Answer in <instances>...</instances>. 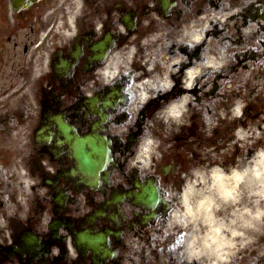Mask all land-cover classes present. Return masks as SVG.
Returning <instances> with one entry per match:
<instances>
[{"label":"flooded vegetation","instance_id":"1","mask_svg":"<svg viewBox=\"0 0 264 264\" xmlns=\"http://www.w3.org/2000/svg\"><path fill=\"white\" fill-rule=\"evenodd\" d=\"M213 40L225 67L188 81ZM153 44L178 60L161 104L174 91L235 102L238 86L264 79V0H0V264H157L191 156L234 130L199 120L162 133L150 100L129 124ZM152 129L160 162L145 167L136 158ZM78 140L107 148L102 168L81 171Z\"/></svg>","mask_w":264,"mask_h":264},{"label":"bare ground","instance_id":"2","mask_svg":"<svg viewBox=\"0 0 264 264\" xmlns=\"http://www.w3.org/2000/svg\"><path fill=\"white\" fill-rule=\"evenodd\" d=\"M161 59L154 71L151 65L147 66L150 75L143 82L144 88L169 84L175 61L164 56ZM221 60V56H208L201 66L219 67ZM198 71L197 67L191 69L189 79ZM187 101L185 97L169 106L172 117H181ZM239 135L251 140L245 131ZM174 216L182 232L177 235L175 246L187 237L183 250L188 251L179 256L187 264H233L236 255L251 247L263 251L258 240L264 239V150L253 157L241 156L232 163L197 169L187 182Z\"/></svg>","mask_w":264,"mask_h":264},{"label":"rangeland","instance_id":"3","mask_svg":"<svg viewBox=\"0 0 264 264\" xmlns=\"http://www.w3.org/2000/svg\"><path fill=\"white\" fill-rule=\"evenodd\" d=\"M167 130V129H166ZM256 139H254L253 145L257 146L259 144V150L262 146L264 147V133H258V136H255ZM249 146L248 142L246 143L245 148ZM235 159H237L238 152H236V147H235V152L232 154H235ZM245 153H247V150H245ZM211 159H214L215 161H218L219 163L225 162L226 159L228 160L229 157H226L225 154L221 155L219 153H216L212 151L210 153ZM205 162V161H203ZM179 207V206H178ZM181 228L177 227L176 222L173 220L171 222V227L169 226L167 235L165 237L164 241V249L159 253L160 259L159 262L160 264H185L183 260L179 258V256L182 257L183 253H187V251L183 250V247L185 246V241L187 240V237L183 240L182 243L177 244L175 246V241L178 236L182 233ZM178 235V236H177ZM188 243V242H187ZM173 246V247H172ZM258 246L264 247V239H259L258 240ZM174 247H176L177 253L174 251ZM154 260H157L156 258ZM233 264H264V251L261 252H256L254 250V247L249 248V250H245L244 252H241L240 254L236 255L234 257V262Z\"/></svg>","mask_w":264,"mask_h":264},{"label":"clouds","instance_id":"4","mask_svg":"<svg viewBox=\"0 0 264 264\" xmlns=\"http://www.w3.org/2000/svg\"><path fill=\"white\" fill-rule=\"evenodd\" d=\"M89 95H91V93H89ZM127 131L128 129L125 127V128L119 129L115 134L119 136L120 134L126 133ZM193 258H196V257H193Z\"/></svg>","mask_w":264,"mask_h":264}]
</instances>
